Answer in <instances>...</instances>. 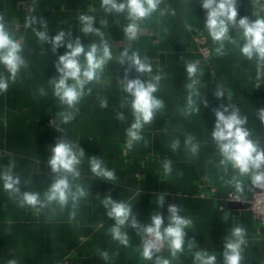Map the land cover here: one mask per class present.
<instances>
[{
    "label": "crops",
    "instance_id": "obj_1",
    "mask_svg": "<svg viewBox=\"0 0 264 264\" xmlns=\"http://www.w3.org/2000/svg\"><path fill=\"white\" fill-rule=\"evenodd\" d=\"M264 0H238L239 17L255 19L264 16ZM94 15L96 27L105 34L113 59L105 66L99 83H91L90 94L77 105L78 112L68 124L60 121L58 113L66 107L52 96L48 80L57 75L54 62L65 48L52 54L51 46L43 44L35 35L42 30L39 23L28 25L31 17L47 22L49 35L58 31H70L73 38L82 43H99L98 36L85 37L80 32L79 16ZM0 15H3L9 30L22 42L23 55L29 65L22 69L16 82L9 83L6 93H0V171L9 163L21 178V192L43 193L49 186L52 175L48 166L50 148L63 133L73 142L79 141L85 159L80 165V178L75 181L88 192L81 199L76 217L69 219L71 205L63 212L45 209L36 214L32 209L20 207L3 189L0 181V264L17 260L18 264H150L141 255L140 237L132 228L125 229L129 246L120 245L112 239L110 229L114 221L107 217L102 199L111 195L132 205L139 222L147 223L150 216L160 212L167 224L169 204L180 205V213L192 220L186 229L187 239H195L197 249L215 252L217 264H223L224 238L233 225L246 229L247 246L242 264H264V232L259 231V220L254 216L248 200L261 190L255 188L249 177L241 178L243 193H237L227 183L234 174H227L219 166L220 156L211 139L215 123L213 109L230 102L247 117L246 127L253 138L257 136L264 146V124L258 109L264 108V77L259 88L257 66L240 55L242 45L235 29L230 35L237 44L225 42V55H217L214 44L204 28L205 12L200 0H162L152 16L139 23V32L133 42L126 41L123 28L129 23L126 16L109 15L101 8V0H0ZM238 17V18H239ZM107 23L101 25L100 21ZM195 30L208 38L213 54L205 60L194 39ZM128 47L147 57L152 66L150 76L161 75L158 91L154 94L164 101V108L156 120L142 130L143 139L132 148L127 146L126 129L133 122L131 111L121 107L126 93L121 83L127 64L117 60ZM199 65L198 95L192 99L201 111H188L186 88L188 79L184 65L189 62ZM0 72H4L0 66ZM134 70L129 78H137ZM149 74L141 79L150 78ZM217 87L225 91V97L214 96ZM44 88L47 95L41 96ZM231 97V101L227 96ZM107 99V107L101 108ZM207 107H204V101ZM122 112L124 120H118ZM194 137L200 145L193 156L185 147L187 136ZM90 138V140L88 139ZM179 139L176 151L170 148L173 140ZM101 157L105 166L114 170V182L96 178L90 171L87 158ZM170 160L172 172L165 175L164 160ZM163 181L161 183L159 181ZM27 181V183H24ZM165 195L164 207L157 203V196ZM229 193L239 197L231 199ZM228 214L225 221L223 217ZM107 251L109 260L100 253ZM170 264H193L192 254L185 251L172 258L166 249L161 253Z\"/></svg>",
    "mask_w": 264,
    "mask_h": 264
},
{
    "label": "clouds",
    "instance_id": "obj_2",
    "mask_svg": "<svg viewBox=\"0 0 264 264\" xmlns=\"http://www.w3.org/2000/svg\"><path fill=\"white\" fill-rule=\"evenodd\" d=\"M162 0H101V8L109 15H125L129 23L123 28V34L128 42L136 40L139 32V23L155 13ZM200 6L205 12L204 28L207 30L211 40L218 45L215 52L217 55H225V42L237 44V40L230 35L235 29L242 45L239 48L240 55L248 61H255L257 66L256 80L254 86L259 88V81L264 77V16L250 19L248 16L239 17L238 0H200ZM264 10V9H262ZM239 17V18H238ZM28 25L39 23L42 30H36L35 35L44 45L51 46L53 55L61 47L65 48L63 54L57 55L54 62L57 75L48 80L52 88V96L58 100L66 110L58 113L63 124L70 123L78 112L77 105L81 99L90 94L91 83H99L105 66L113 59L112 52L105 34L96 27L94 15L82 13L79 16L80 32L85 36H98L99 43H82L80 37L73 38L70 31L60 30L50 36L47 22L42 18L31 17ZM105 25V20L100 21ZM117 62L120 65L127 64L125 75L121 83L122 90L126 93L125 103L121 107H127L131 111L133 122L126 129L127 146H132L143 139L142 130L156 120L157 113L164 108V101L154 95L159 88L161 75L150 76L152 66L147 57L142 58L138 51H130L128 47L121 52ZM0 66L4 72H0V93H6L9 83H15L21 70L29 67L24 55L22 42L16 39L9 30L3 15H0ZM186 74L191 83L186 85L189 90L187 99L188 111L199 113L201 110L195 106L193 95H198L199 65L189 62L184 65ZM134 69L139 75L137 78H129L128 73ZM149 74L150 78L141 79ZM41 96L47 95L44 88L40 90ZM214 96L218 99L225 97V91L217 87ZM231 101L230 95L227 96ZM101 108H106L107 99L100 103ZM207 107V101H204ZM215 115L214 127L211 131V139L218 150L220 160L219 166L225 174L231 169L234 173L228 184L234 186L237 193H243V181L241 178L249 177L255 188L264 189V146L257 138H253L251 130L247 125V117L242 116L239 109L231 102L227 105L213 109ZM259 119L264 124V108L258 109ZM122 112L117 114L118 120H124ZM58 131L63 133L58 137L54 146L50 148L48 166L52 175L51 182L43 192L23 191L21 192V178L13 171L14 163H9L0 171V181L3 189L13 198L20 207L32 209L39 214L45 209L55 211L53 206L61 212L71 205L69 219L76 217L77 209L81 199L88 196L86 189L75 183L80 176V165L86 158L85 152L79 145V141L73 142L67 133L52 120ZM90 140V138H88ZM185 147L195 156L199 152L200 145L194 142V137L187 136ZM180 146L179 139L172 141L170 148L176 151ZM90 171L101 180L114 182L117 177L114 170L108 169L101 157L92 156L87 158ZM165 175L172 172L171 161L165 159L163 162ZM159 181V180H158ZM164 183L163 181H159ZM27 183V181H24ZM165 193L157 196L156 203L163 208ZM239 201V197L236 198ZM101 204L106 209L108 218L114 221L110 229L112 239L122 246H129V235L125 229L132 228L140 237V255L150 264H170V260L161 255L167 248L172 258L185 251L192 254L193 264H217L215 252L205 249H197L195 239H187V231L192 220L182 216V207L176 203L167 207V224L162 213L157 212L150 216L147 223L139 222L137 215L133 212L132 205L124 200L113 199L109 194L105 196ZM223 219H228L226 213ZM246 229L239 225H233L224 238L222 261L223 264H242L244 261V250L247 246ZM100 257L107 261V251L100 253ZM8 264H18V261L9 260Z\"/></svg>",
    "mask_w": 264,
    "mask_h": 264
},
{
    "label": "built area",
    "instance_id": "obj_3",
    "mask_svg": "<svg viewBox=\"0 0 264 264\" xmlns=\"http://www.w3.org/2000/svg\"><path fill=\"white\" fill-rule=\"evenodd\" d=\"M194 39L202 57L205 60H210L212 58L213 50L211 45L209 44L208 38L195 30ZM51 124L53 125L52 122ZM229 197L231 199H236L237 195H235L234 193H229ZM248 204L254 216L259 220L261 224V226L258 227V230L260 232H264V189L255 192L248 200ZM166 249L167 248H165L163 251H165Z\"/></svg>",
    "mask_w": 264,
    "mask_h": 264
}]
</instances>
